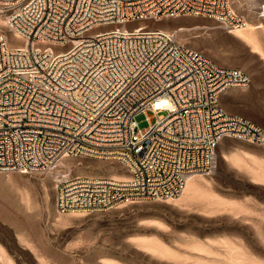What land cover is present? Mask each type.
<instances>
[{
  "label": "built area",
  "instance_id": "2783aa9c",
  "mask_svg": "<svg viewBox=\"0 0 264 264\" xmlns=\"http://www.w3.org/2000/svg\"><path fill=\"white\" fill-rule=\"evenodd\" d=\"M184 15L230 30L247 23L234 0H0L11 33L0 27V171L44 172L67 156L117 160L126 177H58L59 212H97L179 195L189 175L213 171L225 137L264 144L259 124L219 102L250 75L172 32L132 25Z\"/></svg>",
  "mask_w": 264,
  "mask_h": 264
},
{
  "label": "rangeland",
  "instance_id": "374dc122",
  "mask_svg": "<svg viewBox=\"0 0 264 264\" xmlns=\"http://www.w3.org/2000/svg\"><path fill=\"white\" fill-rule=\"evenodd\" d=\"M262 1L234 0L245 27H253L244 33L251 41L198 15L132 25L172 32L214 62L250 75L249 85L228 89L219 102L264 129ZM147 114L155 112L137 114L140 128L149 125ZM69 169L91 177L128 175L119 161L94 156H67L44 172L0 171V264H264V144L225 137L213 171L192 174L189 190L185 185L175 197L124 201L105 211H58V177Z\"/></svg>",
  "mask_w": 264,
  "mask_h": 264
},
{
  "label": "bare ground",
  "instance_id": "6f19581e",
  "mask_svg": "<svg viewBox=\"0 0 264 264\" xmlns=\"http://www.w3.org/2000/svg\"><path fill=\"white\" fill-rule=\"evenodd\" d=\"M254 2H255V1H254ZM261 15L264 16V10L262 11V14H261ZM0 22H3V25H4V23H5L3 20H0ZM138 25H142V24H138ZM252 28H253L252 26H248V27H245V26H244V28H243V27H240V28H237V29H239V30H238V33H239V32L243 33L244 37L251 41V40H253L251 34H250V33L244 34V33H246L247 31L251 30ZM235 30H236V28H235ZM244 30H246V31H244ZM236 31H237V30H236ZM239 34H240V33H239ZM12 37L15 38L14 35H12ZM191 175H192V174H191ZM191 175H189V176L187 177V180H186V183H187V184H185V185H186V190H189V189H190L191 187H193L194 184H195V178L191 177ZM184 187H185V186H184ZM183 189H184V188H183Z\"/></svg>",
  "mask_w": 264,
  "mask_h": 264
},
{
  "label": "crops",
  "instance_id": "0c3cea01",
  "mask_svg": "<svg viewBox=\"0 0 264 264\" xmlns=\"http://www.w3.org/2000/svg\"><path fill=\"white\" fill-rule=\"evenodd\" d=\"M232 88H233V87H232ZM229 89H230V88H229ZM227 90H228V89H227ZM227 90H225L223 93H225ZM223 93H222V94H223ZM222 94H221V95H222ZM221 95H220V97H221ZM223 108H224V107H223ZM224 109H225V108H224ZM225 111H226V110H225ZM226 112H227V111H226ZM227 113H229V112H227ZM229 114L239 115V114H237V113H235V114H234V113H229ZM240 116H242V115H240Z\"/></svg>",
  "mask_w": 264,
  "mask_h": 264
}]
</instances>
